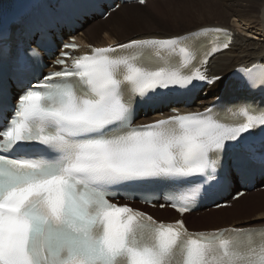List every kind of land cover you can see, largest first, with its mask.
Returning a JSON list of instances; mask_svg holds the SVG:
<instances>
[{
  "label": "bare ground",
  "instance_id": "6f19581e",
  "mask_svg": "<svg viewBox=\"0 0 264 264\" xmlns=\"http://www.w3.org/2000/svg\"><path fill=\"white\" fill-rule=\"evenodd\" d=\"M163 1L165 0H148L145 4H122L118 9L111 12L107 18L101 17L100 15L88 17L86 22L83 23V27L76 28L75 34L73 35H78L82 42L104 46L109 43L129 41L138 36H180L181 34L195 31L197 28L211 25L231 29L234 34L230 48L223 53L213 56L208 67V72L211 76H222V78L210 89L211 96L202 97L201 101L196 103V105H199L201 108H206L207 105L213 102L218 95V91L216 90L222 86L224 76L240 65L255 64L264 57V0H228L219 10H214L213 6H211L213 13L225 14V16L222 17V21L201 22L196 25L184 26L178 29L157 26L155 15H158L157 12L160 3H164ZM172 1L173 0H166V3L172 4ZM141 5H145V7L150 5L151 9L148 13L144 11L145 9L141 11V9H139L142 8ZM153 9L154 12H152ZM141 24L144 26L140 27L139 25ZM134 28L136 29L134 30ZM132 30L134 31L132 32ZM149 120L150 118L142 119L144 122ZM261 188L260 184H257L254 188L246 191V194L234 200L231 206L216 209L207 207L200 212L186 214L185 218L187 220V217H189V224L193 226L191 227L192 230L197 231L215 230L216 228L232 225L240 227L263 226V207L260 209L251 206L248 207L247 210L234 209L242 206L249 198L258 199L259 197L260 201L264 200V189L261 190ZM253 192L259 193L254 194ZM148 210L154 216H158L163 220H175L178 218V215L174 213L171 208H149ZM200 213L202 215L200 219L190 218L191 214L200 215ZM219 216H222V219L219 218ZM226 220L228 222H226ZM229 220L231 221L229 222ZM213 221L215 223L222 221L223 225L209 227L208 225H213ZM204 225H207L209 228H202Z\"/></svg>",
  "mask_w": 264,
  "mask_h": 264
},
{
  "label": "rangeland",
  "instance_id": "374dc122",
  "mask_svg": "<svg viewBox=\"0 0 264 264\" xmlns=\"http://www.w3.org/2000/svg\"><path fill=\"white\" fill-rule=\"evenodd\" d=\"M170 1V0H169ZM164 3H160L159 9H158V15L156 17V24L157 26L161 27H167L169 29H178L184 26H192L196 25L201 22H211V21H222V17L225 16V14H217L216 12H212V7L214 10H219L221 6H224L228 0L226 1H217V0H173L172 4H167L166 0L163 1ZM226 2V3H225ZM169 5V6H168ZM138 8L137 6H134ZM142 8L141 11H146L147 13L151 9L150 5L145 7V5H141ZM255 8V7H254ZM154 12V9L152 10ZM131 16V14H130ZM142 22V21H141ZM99 24V22H98ZM155 25V24H154ZM144 26L143 24L139 25ZM136 28H134L135 30ZM132 30V32L134 31ZM163 30V29H162ZM264 187L261 188L263 190ZM254 194H258L259 192H253ZM250 196V195H248ZM258 199H247L246 202L240 206L239 208H234L235 210H247L248 207L254 206L255 208H264V200ZM264 199V198H263ZM255 200V201H254ZM255 204V205H254ZM258 211V210H257ZM209 212V211H206ZM248 215V214H247ZM245 215V216H247ZM252 215V214H251ZM200 215H194L191 214V219H200ZM244 216V215H243ZM222 216H219L221 218ZM222 219V218H221ZM229 219V218H228ZM220 220V219H219ZM217 221V220H216ZM231 220H229L230 222ZM188 225L193 227L189 224V217H187ZM221 222V223H219ZM226 222H228L226 220ZM219 223V224H218ZM222 221L214 222L213 225H208L209 227H216L223 225ZM207 225L202 226V228H209ZM192 229V228H191Z\"/></svg>",
  "mask_w": 264,
  "mask_h": 264
}]
</instances>
